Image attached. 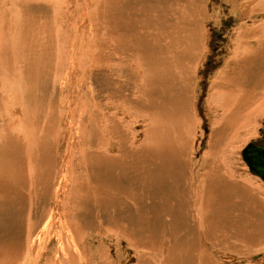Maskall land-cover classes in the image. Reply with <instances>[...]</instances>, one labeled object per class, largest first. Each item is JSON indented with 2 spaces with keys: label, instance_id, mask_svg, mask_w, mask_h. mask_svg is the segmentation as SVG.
I'll return each instance as SVG.
<instances>
[{
  "label": "rangeland",
  "instance_id": "374dc122",
  "mask_svg": "<svg viewBox=\"0 0 264 264\" xmlns=\"http://www.w3.org/2000/svg\"><path fill=\"white\" fill-rule=\"evenodd\" d=\"M27 1L28 0H25V1L24 0H11V1L10 0H0L1 7L3 8L5 7V10H6L4 11V9L3 8L1 9L0 7V11L4 15L3 16L0 13L1 22L2 20L3 22L4 20L6 22L9 19L10 20V21L8 20L9 24L10 23L12 24V25L7 24L8 21L6 23L0 22L1 23L0 24V33H1L0 35V69L1 71L0 72H2L0 73V76H1L0 84L4 83L5 84L4 88L6 86H10L8 87V89L12 88L14 90L16 96L18 95L17 97L16 96L14 97V95L10 92L14 101L16 100L17 102H24L23 99H25L27 95H30V97L27 98V100L29 99L30 101H32V102L29 101L32 107L30 108L31 111H28L27 112L28 114L27 113L25 114V121L27 122L25 124V129H27L26 131L30 133V137H31L30 142L24 141L22 145L16 144V147H15V144H13V142L10 141L11 140L10 138H12V136L8 138H6V136L5 138L0 137V145H1L0 147L1 148L4 147L3 151L0 153V165L4 163L3 165L8 168L6 171H4L6 172V174L4 172L2 174L7 178L8 183L10 182L7 188L8 187L11 188V191L8 190L7 188H6L7 191L1 190L2 183L0 182V195L1 197H3L2 199H0V249L2 250L4 249L3 250L4 252L0 251V263L1 264H26L29 260L27 264H31V263L32 264H60L59 263L60 261H61V264L63 262H64L63 264H66L67 262H68L67 264H75L76 262H77L76 264H79L80 262H81L80 264H139V263L146 264L147 262H148L147 264L149 263L158 264L157 262H159V264H190V262L191 264H196V263L200 264L199 261L200 259H202V264H213V263L214 264H264V209L263 207L262 206L260 207L261 212H254L255 205H256V203L254 202H251L246 209L239 208V205L241 203L240 201H236L238 202V207L233 205L232 203H228V200L232 197V195L233 197H235L233 199H237L241 197V196H237L236 198V195H237L236 192L240 191L241 192L240 195L248 193L249 191H245V188L246 186H248L249 183L250 184L254 183V185L259 186L261 189L262 187H264V181L260 179L259 176L254 175L252 172L249 171L247 164L244 162L241 156V152L247 144L251 142L264 144V111H261L260 113L259 112L248 113L246 111V108L243 109V111L241 112L234 108V110H230L231 112L233 111L232 112L233 115H232V113L229 110H226V111H229L227 112V114H226V111L224 110V113L227 115L226 116L224 114L225 121L227 120V122L224 123L223 125L225 127V130H224L222 129V126H216V125L214 126V120H216L215 116L218 121L222 120V118L220 117V116L223 117V114L221 113L222 110H217V112L214 113L213 108L210 107L211 106L210 103H212V97L210 96V94L214 90H216V88H219L218 85H219L220 79L222 77H226V74L228 73V69H230L233 66V62L235 61L233 57L238 56L236 54L237 53L240 54L247 47L252 46V48H255L256 46H258L257 45L258 43L256 41L258 39L263 40L264 42V33L262 35L260 31V27L264 24V12L260 11V6H259L260 3L254 2L255 0H236L234 1V4L235 6L238 5V7L236 8L237 12L233 13L231 11L232 7H231V3L229 0H191L192 5L191 3H188L187 6L185 5V0H149L148 4H152L153 6V7L151 6L149 7L151 8L155 7V10L153 11L155 12V16L157 18L155 20V18L150 19V14L147 11H142V12L137 13V10L134 9L133 6H130V1H128V2H125L126 6L123 4L122 5L127 7V9L132 10V12L130 16L127 15L128 17L125 15L127 22L129 24L123 26L121 23L117 25V22L120 21V19L118 18L116 13L112 14L111 12H109V11L114 12L112 9H114L116 12L117 6L120 4V2L118 1H114L115 3L113 2L114 4L118 3V5L117 4L113 5V3H109L106 0H34V1L29 0L28 2ZM5 2H6V5L10 4L11 6L9 5L8 8H6L4 4ZM30 5H33L31 7L32 8L35 7L36 10L34 8L32 9ZM255 5L258 7H256ZM53 8L55 9L56 12L54 11ZM262 8L264 7L262 6ZM5 12L7 16H9L8 18ZM13 12L16 15H14ZM22 12H23V15H22ZM160 12L162 13V15ZM34 13L36 14L34 15ZM26 14H28L30 17ZM11 16L15 17V20ZM16 16L21 17V18H18ZM136 16L138 17L135 18ZM160 16L162 17V19ZM26 18H27V21H26ZM101 18L103 19L99 20ZM138 20L139 21L144 20L143 23L149 26V30L147 32H144V27H142L141 28L142 34L140 33V35L137 34L139 32L135 29L136 27L139 26ZM12 21L14 22L12 23ZM16 21L18 22L17 24H16ZM154 21L155 22L159 21V23L162 24V25L160 24L162 30H160L157 33H156V26H155L156 23ZM44 22H46L47 25H44L46 24ZM151 22L154 24H152ZM35 23L37 25H35ZM39 23L41 24V26ZM111 23L113 25L116 24V26L114 25V27H112ZM31 24H34V25L31 26ZM5 25L6 26L9 25L8 27L11 29L10 30L9 28L7 29ZM38 27L39 28L41 27L42 29L43 28L44 29L40 30L41 28L38 29ZM115 27H117L118 29ZM19 28H21L20 30L22 33H24V35L20 32ZM50 28L52 29L50 30ZM54 28L55 29L57 28V29L55 30ZM116 29L119 30L120 33ZM17 30L18 32L15 33ZM38 30L41 34L42 33L43 34L42 35L39 34ZM125 30L127 32H131V36L130 34H125L126 33ZM4 31L5 33H3ZM115 31H117L120 38L119 37L117 38V36L114 39L111 38L114 36L113 35L110 36V33L115 34L116 33ZM104 32L105 33L107 32L106 34H108L110 37H108ZM132 33H135V34H132ZM219 33H221V36L218 37L217 34ZM25 34L28 36V37L26 36L27 39H24ZM6 35L8 36L6 37ZM18 35L19 36L23 35V36L19 37ZM123 35H125V37L123 38L125 43L124 41H120L122 40L121 37ZM134 36H137V37L134 38ZM13 37L14 39H12ZM53 37H54V40H53ZM91 38H93L92 41H90ZM240 38H241V42H240ZM43 39H46V40H44L43 42ZM105 40H109V41L111 40L110 41L111 44L108 43L109 42L108 41L107 45H105L104 44L106 43ZM145 40H149L147 45H146ZM25 41H27L26 44H25ZM33 41L35 43H33ZM112 42L115 43L113 44L115 46L117 44H120L122 46V43H123L129 46V48L123 50L120 45L116 47L113 46ZM131 42H133L134 45ZM38 43L40 45H38ZM88 43L89 44L91 43L90 46ZM158 44L159 45L165 44V46H167V49H166L167 51L164 50V47L162 48L163 45L162 46L160 45L161 53H159L158 52L159 47H157ZM20 45H22V47ZM107 46L109 50L105 49V47L107 48ZM6 47H7V50H6L7 52L5 51ZM117 47L120 48V50ZM27 48L29 49L30 52L28 51ZM81 48L82 50L80 51ZM114 48L116 52L114 51ZM10 49L12 51H10ZM84 49L86 51H84ZM87 49H89V51ZM152 49L156 52H154ZM128 50L131 51V53L133 51L134 52L132 54H129L130 52ZM74 51H77V52L75 53ZM78 51L80 53L82 52L81 53L82 55L81 54L79 55ZM34 52L36 55L34 54ZM39 52L41 54L38 56ZM46 53L49 57L45 55ZM90 54L92 55L90 56ZM18 55H20L22 58ZM32 55H35V56H32ZM59 55L62 57H60ZM143 55H145V57ZM27 56H29V59ZM77 56H79L80 59H78ZM137 56H139V58ZM50 57H53L54 60L53 58H50ZM140 58L146 59V60L140 61L141 60ZM154 58L156 60H154ZM30 59H32V61H30ZM37 59H39L41 62L40 61L38 62ZM9 60L11 61V64ZM95 60H96V63H95ZM157 60H159L160 64L155 62ZM35 61L37 62L36 63L37 67L35 65ZM261 61L262 63L258 64L254 62V64L251 66V68L254 69L253 72L258 71L259 73H264V68H263L264 59ZM84 62H86L87 64ZM113 62L116 63L115 67L114 65H112ZM154 63H157V64L155 65ZM231 63L232 65H230ZM16 64L18 65V67ZM41 64L43 65V67H41L42 66ZM1 65H4L5 68H1L3 67ZM243 65L238 66L235 73L234 74L232 73L233 74L232 80L234 82L233 88L235 87V83H236L234 78L237 79L241 83L243 82V77L241 75V68ZM32 66L33 68L34 67L35 68L33 69ZM104 66L105 68H108L107 69L108 71L106 69L104 70L103 68ZM19 67L21 68V70ZM259 68L263 69V71ZM16 69H19L20 71ZM93 69L96 72L92 71ZM23 70L26 72L22 73ZM151 70H153L154 72ZM5 71H7V73ZM105 71L107 72V74ZM16 72H17V75H16ZM18 72L19 73L21 72V73L19 74ZM93 72H94V75H93ZM251 73H250V78L252 77ZM33 74L34 76H32ZM58 75L59 77H57ZM95 76L98 78H96ZM143 76L144 77L147 76L145 77L146 79ZM22 77H25L24 78L26 80L25 83H24L25 80ZM17 79L21 80L19 84H18ZM97 79L100 82H98ZM100 79L105 80L104 83ZM262 79L260 80L262 81ZM9 81H11L12 84ZM28 81H29V84H28ZM148 81L150 82V84H148L149 83ZM257 81H259V77H257L255 81H253V84L252 83L249 84L250 86H248V88L250 87V88L256 89L258 87V89H260L261 88L260 86L263 83V81L262 83L260 81L259 82ZM46 84H49V85H46ZM216 84H217V87L215 86ZM20 85H22L23 87ZM140 85H142L141 86L142 88L140 87ZM228 86L230 87L231 85L227 83L226 87L229 88ZM20 87L22 88L20 89ZM0 88H2L1 85H0ZM31 88L34 89L35 91H33ZM54 88L56 89L54 90ZM160 90H163V91H160ZM31 92H34V93L31 94ZM53 93L57 95L56 96L57 99L55 97V94ZM143 94H145L146 96ZM144 96L147 98H145ZM4 97L7 98L5 94H4ZM46 99H47V103H46ZM222 100H223L222 97L218 96V101L223 106ZM109 103L111 104V106L109 105ZM95 104H97L96 105L97 107L95 106ZM119 104H120V107L117 106ZM0 105L1 106L3 105L1 98H0ZM50 109L52 111H50ZM98 109H101V110H98ZM45 110H46V113H45ZM71 112H74V114L72 115ZM236 112H238V114H236ZM242 113H244L245 115H241ZM106 114L108 115L106 116ZM14 115H16V113ZM34 116L35 117L37 116V117L35 118ZM229 116L230 118L227 119V117ZM232 116H234L233 118L234 120L232 119ZM123 118H124V121H123ZM220 118L221 120H219ZM38 119H41V121ZM71 119L73 123L72 125L73 133L72 134L67 126L69 124L68 120H71ZM43 120H45L44 121L45 123L43 122ZM94 120H96V122ZM230 120H233V121L231 122ZM236 120H239V121H236ZM32 121H35V123L33 124ZM46 121H48L50 124ZM113 121L115 123L117 122L115 125L118 126V130L120 133L119 139L120 141L122 140L121 143L126 148L128 147L130 149H133V154L128 155L127 157L125 154V157H126L125 163L128 164V166L131 165L132 168L131 166H129L130 169L128 168L125 171L127 174H125L124 172V174L120 178V187L124 186V192H125L123 194L124 196H122L123 197L122 202L124 201L125 203L121 202L120 204L118 205L115 204L113 206L111 202L112 200L111 201L109 200V202H111V205L110 204H109L110 206L108 205L109 208L106 209L107 211H105L106 212L105 213V212H100L99 208L95 207L90 201L89 199L90 197H88L87 192H85L86 194L85 195L83 193L84 191L80 189H82L81 187L85 185H88V184L92 185L93 183H95V181L97 182L102 177L100 173L94 174L92 172L91 166L87 161V159L91 157L90 153L95 147L90 143L92 142L93 137L96 138V135H97L94 129L95 124L104 125L106 132H107L106 135L109 136L110 135L109 132L112 131L111 123H114ZM40 122H42V124ZM238 122L242 124H239ZM46 123H48V125ZM56 123H59V124H56ZM61 123H62V126L63 124L65 125L64 128L60 127ZM45 124L47 127L45 126ZM234 124H236L234 126L235 128H233ZM151 125H152V128H151ZM78 126L80 127L78 128ZM219 128H221L222 130ZM236 132H238V134H236ZM10 134H13V133L10 132ZM78 136H81V137L79 138ZM142 142L143 144L146 143L145 146L142 144ZM129 143H132V146ZM44 144L45 146H43ZM69 145H74L78 153L82 152L81 154H79L78 157L74 158V161L72 162L74 165H76L77 170L79 169L78 171L81 172L79 175L77 173L78 183L75 187V192L71 191L72 190V186H71L70 187L71 189H69L70 194L67 195V196L71 195L70 196L71 198L69 199V202H68V205H69L68 207L72 208V209L69 208L68 210L71 213V215L74 214L73 215L74 221L76 220L75 223L73 224V226L76 227L74 230L75 232L74 238H73V241L69 243V245L73 247L72 249L73 251L71 250V247H70V250L67 252L68 247L65 244L64 245L61 244L60 240L56 236L55 237L53 236L54 235L53 229H50L49 230L50 232L47 231L46 236H44L43 238V241L41 244L42 248H41L40 253L37 254L36 256V252L29 250V242L31 238V233L29 230L30 226L28 227L27 225L29 223L35 222L37 219L40 220L41 225H42L45 222V219L47 218L49 210L52 209V207L54 206V194H55L54 191L57 187V177L60 172V168L62 167V164L68 158L67 155H65V153ZM19 146H22V147H20L19 149L18 148ZM107 146H108L107 150H109L111 153L116 151L114 147L113 148L110 147L112 146L111 143H107ZM14 147L18 149H15ZM50 148H53V149H50ZM52 152L53 154H51ZM26 153L31 158L28 157ZM49 154H51V156H49ZM82 155L83 157L85 156L83 164L85 165L89 164L87 171H86L85 165L81 164V161H80L82 159ZM7 158L9 159L12 158V159L9 160ZM14 159L15 161H13ZM85 160L87 163L85 162ZM22 161H25L26 164H23ZM43 161L45 164L43 163ZM21 162L22 164H20ZM155 163L158 165V166L156 165V167L163 168L164 172L168 170L167 172H169V177H170L169 179L171 182V186L177 188V190L174 191L173 193L174 195L176 194L177 196L170 198L168 200L169 203L167 202L166 210L168 211V214H167L168 216H165V214H163L162 212L159 214H155L156 213L155 209H158V206H160L159 205L160 203L162 205V202L160 201V199L157 198V196L161 195V192H158V191L148 192V190L145 188L143 183L140 182L142 180L149 179L146 173L149 171V168L151 166L152 168L155 167ZM43 164L46 165L47 168H45ZM139 165H140V168L137 167ZM19 166L21 167L20 168L21 170L18 168ZM25 170L26 172L27 171L29 172V170H31V172L26 173ZM90 170L91 172H89ZM204 172L206 173L210 172L209 173L210 177L216 178L217 179L216 182L218 183L216 188L210 186V197L214 198V202H211V203L218 213L217 221L213 218L215 214L213 215V217L211 215V218H213L214 222L218 223V225L215 228L219 230L218 234L216 230L213 228V226H209L208 224L207 226H205V229H204L205 231L204 230H203L204 232L202 231L203 235L201 231H198L196 229L197 226L199 227L198 225L199 220H196L195 211H194L195 206L193 205L194 203L193 204L191 203V202H194V199H195L193 195L195 193H192V192L194 190L196 192V189L193 190V187L196 186L195 182L196 181L198 182L199 179H201L199 178L200 174ZM47 173L49 176H51L52 174L53 177L52 176L51 177L53 179L51 177L48 178ZM142 173L145 175L141 176ZM152 173L154 174L153 170H152ZM37 174H40V175L45 174V176H42L41 178V176ZM154 175H157V172ZM34 176L35 178H37V180L34 178ZM37 176L38 177L40 176V178H38ZM240 176H242L243 178L242 180H240ZM92 177L94 179H92ZM152 177L153 179L156 178L153 175ZM28 178H31L32 181L29 180ZM229 179L231 180V182ZM38 180H41V182ZM85 181H87L88 184L87 183L85 184ZM159 181H162L161 183H165V184L167 183L165 180H162L161 178H159ZM109 182H110V185L112 186L113 182L110 180V178H109ZM222 184H226L225 185L226 190L223 189ZM240 184L243 186L242 190L240 189ZM14 187L15 189L12 190V188ZM49 187L50 189H48ZM213 189L215 191H213ZM15 190H18L19 192ZM26 192L29 193L30 196H27L28 194ZM171 192L172 190L168 188V193H171ZM205 193L209 195L208 192L205 191ZM9 194H11L12 196L14 195L13 196L14 199L10 198V196H8ZM72 194H73V197H72ZM74 194L76 195V197L74 196ZM127 194L129 195L127 196ZM6 195L9 198H7ZM89 195L92 196L91 193H89ZM185 196L187 199L185 198ZM29 197H31V200ZM101 197L103 196L99 197V200H97L98 202L102 201ZM137 197H139L140 199ZM228 197L229 199H227ZM218 198H224L226 200L223 199V201H218ZM203 199L207 201L206 195H204ZM184 201L187 203H185ZM217 201L219 203L220 209L219 207H216ZM5 202H9V204L11 203L7 210H5V208L1 205L2 203H5ZM39 202L41 203L39 204ZM229 202H233V201H229ZM84 203L86 204L84 205ZM181 203L183 204L182 206H181ZM82 204L85 206L86 211H84L85 208L84 206H82ZM16 206L22 209L17 211L16 209H14V207ZM24 207H27V208H24ZM73 210L75 211L73 212ZM185 210L186 211L188 210V213L185 212ZM28 211L31 212L29 213V215L27 213ZM139 212L142 215H139ZM120 213L124 216L121 217ZM94 215H96L97 218ZM27 216L30 217L31 219L28 218ZM137 217H140V218H137ZM91 218L92 220H95V221L98 219L99 222L98 220L96 222L95 221L92 222ZM27 219H29L28 223H27ZM187 221L190 222V224L192 225V227L190 226L191 228L185 227V223H187ZM243 221L246 222L245 225H242ZM87 222L90 224H88ZM119 222H120V226L122 227L119 226ZM122 222L127 226L125 227ZM110 224L111 226H108ZM41 225L35 228H38V230H40L42 227ZM79 227L80 229H78ZM28 231H29V234H28ZM161 231H162V234H161ZM81 232H84V233H81ZM75 234L77 235L75 236ZM206 234L209 237L218 238L217 240L218 243H217L216 248L212 247L210 243H209V246L207 247L203 245L201 241L205 242L209 240V238L207 239ZM211 234H214V235L212 236ZM194 236L196 238V245H195L196 249L193 246V244H191ZM199 237H202V239L200 238L201 241H199ZM74 239H76L77 241ZM168 239L169 241H167ZM157 240H160V241L158 242ZM197 240L199 241L198 244L204 247L205 251L202 254L203 257L200 255L199 253L200 250L197 248L198 247ZM75 241H76V244H75ZM164 244L166 246H164ZM249 244L253 246H250ZM64 247H65V250H63ZM75 247L78 249H76ZM168 248H170V250H168ZM205 248L207 249V251ZM144 249H147V252ZM52 251L54 252L52 253ZM9 252H11L12 254ZM33 252L35 253V255H33L34 254ZM102 252H105V253H102ZM177 252L178 253L181 252L182 254L181 253L178 254ZM81 253H83V255ZM103 254L105 255V258ZM55 255L58 256L59 259H57ZM54 256L56 259L54 258ZM66 256L68 257V259H66ZM101 256H102V259H100ZM254 256H257V257H254ZM7 257H9L8 258L9 260L7 259ZM34 257H36L37 260ZM64 257L66 260L64 259ZM81 258H84V259H81ZM48 259L49 260L51 259V260L49 261ZM163 259L165 260L163 261ZM194 259H197V260L194 261ZM34 260H36V263H33L35 262ZM145 261L146 263H144Z\"/></svg>",
  "mask_w": 264,
  "mask_h": 264
},
{
  "label": "bare ground",
  "instance_id": "6f19581e",
  "mask_svg": "<svg viewBox=\"0 0 264 264\" xmlns=\"http://www.w3.org/2000/svg\"><path fill=\"white\" fill-rule=\"evenodd\" d=\"M11 1V0H10ZM25 1V0H24ZM29 1V0H28ZM27 1V2H28ZM34 1V0H33ZM33 1H31V2H33ZM107 2H109V3H113L114 1H118V2H120V4L118 5V3H116L118 6H117V10H116V12H115V10L114 9H112L114 12H112V11H109V12H111L112 14H114V13H116V15L118 16V18L120 19V21H118L117 22V25H119L120 23L124 26V25H128L129 23L127 22V19H126V17H125V15L127 16H130L131 15V12H132V10H130V9H127V7H125L126 5H125V2H128V1H130V6H133L134 7V9H136L137 10V13H139V12H142V11H147V12H149V14H150V19H153V18H155V20L157 19L156 18V16H155V12H153L154 10H155V7L154 8H151V7H153L152 6V4H148L149 3V0H106ZM230 1V3H231V7H232V12L233 13H236L237 12V10H236V8L238 7V5H236L235 6V4H234V1H236V0H229ZM3 2V1H2ZM8 2V1H7ZM18 2V1H17ZM36 2V1H35ZM34 2V3H35ZM42 2V1H41ZM47 2V1H46ZM254 2H256V3H260V11L261 12H264V8H262V6L264 7V0H255ZM16 3V2H15ZM21 3V2H20ZM115 3V2H114ZM113 3V5H116V4H114ZM188 3H191V5H192V2H191V0H185V5L187 6L188 5ZM5 4V6H6V8H8V6L10 5L9 3V5H6V2L4 3ZM31 4V3H30ZM52 4H53V2H52ZM96 4H98V3H96ZM103 4H104V2H103ZM125 5V6H123V5ZM37 5H39V4H37ZM100 5V4H99ZM169 5H170V3H169ZM11 6V5H10ZM16 6H17V4H16ZM19 6V5H18ZM27 6H28V4H27ZM27 6H26V8H27ZM31 6H33V5H30V7ZM59 6V5H58ZM149 6H151V7H149ZM254 6V5H253ZM256 6V5H255ZM0 7H1V4H0ZM39 7V6H38ZM49 7V6H48ZM92 7V6H91ZM96 7H98V6H96ZM115 7V6H114ZM122 7H124V8H122ZM256 7H258V6H256ZM3 7H1V9H2ZM32 8V7H31ZM31 8H29V9H31ZM34 9H35V7H33ZM32 8V9H33ZM106 8V7H105ZM262 8V9H261ZM4 9V11H6L5 10V7L3 8ZM9 9H10V7H9ZM48 9V8H47ZM54 9V8H53ZM102 9V8H101ZM109 9V8H108ZM133 9V10H134ZM258 9V8H257ZM256 9V10H257ZM8 10V9H7ZM36 10V9H35ZM106 10V9H105ZM110 10V9H109ZM259 10V9H258ZM3 11V10H2ZM19 11H21V10H19ZM25 11V10H24ZM54 11H55V9H54ZM254 11V10H253ZM10 12V11H9ZM32 12V11H31ZM56 12V11H55ZM54 12V13H55ZM107 12H108V10H107ZM0 13H1V11H0ZM8 13V12H7ZM14 13V12H13ZM18 13V12H17ZM29 13H30V11H29ZM43 13V12H42ZM87 13V12H86ZM134 13V12H133ZM161 13V12H160ZM2 14V13H1ZM5 14H6V12H5ZM12 14V13H11ZM36 13H34V15H35ZM143 14V13H142ZM3 15V14H2ZM14 15H16L15 13H14ZM22 15H23V12H22ZM26 15H28V14H26ZM25 15V16H26ZM108 15V14H107ZM135 15V14H134ZM161 15H162V13H161ZM4 16V15H3ZM6 16H7V14H6ZM29 16V15H28ZM110 16V15H109ZM127 16V17H128ZM133 16V15H132ZM9 16H7V18H8ZM12 17V16H11ZM16 17H18V16H16ZM27 17V16H26ZM30 17V16H29ZM41 17V16H40ZM48 17V16H47ZM138 16H136L135 18H137ZM161 17V16H160ZM14 20H15V17H12ZM11 18V19H12ZM18 18H21V17H18ZM32 18V17H31ZM44 18V17H43ZM140 18V17H139ZM3 19V18H2ZM45 19V18H44ZM52 19V18H51ZM93 19V18H92ZM103 18H101V19H99V20H102ZM117 19V18H116ZM161 19H162V17H161ZM164 19V18H163ZM196 19V18H195ZM9 20V19H8ZM7 20V21H8ZM135 20V19H134ZM6 21V22H7ZM10 21V20H9ZM9 21H8V23L7 24H9ZM21 21V20H20ZM26 21H27V18H26ZM26 21H25V23H26ZM29 21V20H28ZM35 21V20H34ZM43 21H45V20H43ZM47 21V20H46ZM55 21V20H54ZM104 21V20H103ZM109 21V20H108ZM139 21V20H138ZM144 21V20H143ZM143 21H139V26L138 27H136L135 29L139 32V33H137V31H136V33L137 34H139L140 35V33H141V28L142 27H144V32H147L148 30H149V26L147 25V24H145V23H143ZM0 22H1V18H0ZM2 22H3V20H2ZM1 22V23H2ZM4 22H5V20H4ZM3 22V23H4ZM5 22V23H6ZM14 21H12V23H13ZM24 22V21H23ZM135 22V21H134ZM155 22V21H154ZM163 22V21H162ZM0 23V24H1ZM18 22L16 21V24H17ZM24 23V24H25ZM33 23V22H32ZM44 23H46V22H44ZM54 23V22H53ZM109 23V22H108ZM152 23V22H151ZM156 23V33L157 32H159L160 30H162V28H161V26H160V24L161 23H159V21H156L155 22ZM6 24V25H7ZM11 24V23H10ZM9 24V25H10ZM29 24H30V22H29ZM28 24V25H29ZM40 24V23H39ZM112 24V23H111ZM136 24V23H135ZM152 24H154V23H152ZM182 24V23H181ZM5 25V27H7V29L9 28L8 26H6ZM12 25V24H11ZM15 25V24H14ZM26 25V24H25ZM32 25H34V24H31V26ZM35 25H37L36 23H35ZM44 25H47V23L46 24H44ZM54 25V24H53ZM115 26H116V24H114ZM114 25L112 24L111 26L112 27H114ZM131 25V24H130ZM162 25V24H161ZM1 26H3V25H1ZM40 26H41V24H40ZM106 26V25H105ZM111 26H109V27H111ZM23 27V26H22ZM47 27V26H46ZM151 27V26H150ZM18 28V27H17ZM41 28V27H40ZM39 27H38V29H40ZM53 28V27H52ZM52 28H50V30L52 29ZM115 28H117V27H115ZM253 28V27H252ZM4 29V28H3ZM11 28H9V30H10ZM21 28H19V30H20ZM27 29V28H26ZM30 29V28H29ZM44 29V28H43ZM42 28L40 29V30H43ZM55 29V28H54ZM57 29V28H56ZM55 29V30H56ZM111 29H113V28H111ZM118 29V28H117ZM116 29V30H117ZM123 29V28H122ZM121 29V30H122ZM168 29V28H167ZM173 29V28H172ZM14 30H15V28H14ZM28 30V29H27ZM26 30V31H27ZM32 30H34V29H32ZM37 30V29H36ZM103 30V29H102ZM131 30H132V28H131ZM46 31V30H45ZM105 31V30H104ZM113 31V30H112ZM117 31H119V30H117ZM117 31H115L114 33L115 34H117V35H115V34H113V33H110V36H114V37H111V38H115L116 36H117V38L119 37V35H118V33H117ZM129 31V30H128ZM133 31H134V29H133ZM170 31V30H169ZM247 31V30H246ZM253 31V30H252ZM260 31H261V33H262V35H263V33H264V24L260 27ZM7 32V31H6ZM18 32V30L15 32V33H17ZM20 32H21V30H20ZM28 32V31H27ZM38 32H39V30H38ZM37 32V33H38ZM48 32V31H47ZM108 32V31H107ZM106 32V33H107ZM126 32V33H125ZM125 34H130V36H131V32H127L126 30H125ZM3 33H5V31L3 32ZM22 33V32H21ZM37 33H36V35H37ZM58 33V32H57ZM102 33V32H101ZM105 33V32H104ZM105 33V34H106ZM119 33H120V31H119ZM258 33V32H257ZM20 34V33H19ZM23 35H24V33H22ZM31 34H33V33H31ZM39 34H41L40 32H39ZM39 34H38V36H39ZM43 34V33H42ZM41 34V35H42ZM100 34V33H99ZM132 34H135V33H132ZM142 34V33H141ZM144 34V33H143ZM0 35H1V33H0ZM23 35H18L19 37H21V36H23ZM52 35V34H51ZM108 37H110L108 34H106ZM122 35V34H121ZM8 35H6V37H7ZM26 34H25V38L24 37H22V38H24V39H27L26 38ZM48 36V35H47ZM126 36H128V35H126ZM138 36V35H137ZM137 36H134V38L135 37H137ZM179 36V35H178ZM28 37V36H27ZM45 37V36H44ZM43 37V38H44ZM54 37H56V36H54ZM54 37H53V40H54ZM125 37V35H123L122 37H121V39L122 40H120V41H124L123 40V38ZM147 37V36H146ZM165 37H167V36H165ZM261 37V36H260ZM5 38V37H4ZM17 38V37H16ZM40 38V37H39ZM38 38V39H39ZM42 38V37H41ZM47 38V37H46ZM49 38V37H48ZM120 38V37H119ZM127 38V37H126ZM130 38H132V37H130ZM145 38V37H144ZM161 38V37H160ZM249 38V37H248ZM7 39V38H6ZM12 39H14V37L12 38ZM31 39H33V38H31ZM37 39V38H36ZM50 39V38H49ZM92 39L93 38H91V40L90 41H92ZM101 39V38H100ZM141 39H143V38H141ZM157 39V38H156ZM168 39V38H167ZM256 39V38H255ZM44 40H46V39H43V42H44ZM151 40V39H150ZM247 40V39H246ZM19 41H21V40H19ZM18 41V42H19ZM99 41V40H98ZM106 41V43H104ZM103 43L105 44V45H107V42L109 41V40H105ZM111 41V40H110ZM110 41L108 42V43H110ZM119 41V40H118ZM136 41H138V40H136ZM146 41V45L148 44V42H149V40H145ZM158 41V40H157ZM184 41V40H183ZM257 41V45L258 46H256L255 48H252V46L251 47H247V48H245V50H243L240 54L239 53H237L236 55H238V56H234L233 57V59L235 60L234 62H233V66L230 68V69H228V73L226 74V77H222L221 79H220V82H219V88H216V90H214L211 94H210V96L212 97V103H210L211 104V106L210 107H212L213 108V111H214V113H216L217 112V110H222L221 111V113L223 114V117L222 116H220L221 118H222V120H221V118L219 119V120H221V121H218L217 120V118H216V116H215V119L216 120H214V126L216 125V126H222V129H224L225 130V127L223 126L224 125V123H226L227 122V120L225 121V115L227 114V112H229L230 110H234V108L236 109V110H238V111H243V109H245L246 108V111L248 112V113H253V112H261V111H264V73H259L258 71L256 72H253V70L254 69H252L251 68V66L254 64V62L255 63H262V61L261 60H263L264 59V42H263V40H260V39H258V40H256ZM6 42V41H5ZM23 42V41H22ZM26 42L27 41H25V44H26ZM29 42V41H28ZM47 42V41H46ZM96 42V41H95ZM126 42H127V40H126ZM134 42V41H133ZM133 42H131V43H133ZM240 42H241V38H240ZM248 42V41H247ZM7 43V42H6ZM11 43V42H10ZM13 43V42H12ZM33 43H35L34 41H33ZM92 43V42H91ZM90 43V44H91ZM94 43V42H93ZM102 43V44H103ZM124 43H125V41H124ZM161 43H162V41H161ZM3 44H4V42H3ZM2 44V45H3ZM28 44V43H27ZM89 44V43H88ZM90 44H89V46H90ZM95 44V43H94ZM98 44V43H97ZM111 44V43H110ZM113 44H115V43H113L112 42V45ZM139 44V43H138ZM239 44V43H238ZM246 44V43H245ZM19 45V44H18ZM38 45H40L39 43H38ZM118 45H120V44H117L116 46H118ZM131 45V44H130ZM133 45H134V43H133ZM154 45V44H153ZM161 46L163 45V44H160ZM160 45L158 44L157 45V47H159V49H158V52L159 53H161L160 52V50H161V47H160ZM255 45H256V43H255ZM13 46V45H12ZM21 47H22V45H20ZM27 46V45H26ZM34 46V45H33ZM37 46V45H36ZM46 46V45H45ZM97 46H99V45H97ZM111 46V45H110ZM113 46H115V45H113ZM115 46V47H116ZM121 46V45H120ZM172 46V45H171ZM237 46V45H236ZM239 46V45H238ZM5 47V46H4ZM3 47V48H4ZM10 47V46H9ZM25 47V46H24ZM23 47V48H24ZM29 47V46H28ZM92 47V46H91ZM122 49L123 50H125V49H128L129 48V46H127V45H125V44H123L122 43ZM134 47V46H133ZM135 47H136V45H135ZM157 47H156V49H157ZM164 47V50L165 51H167L166 49H167V46H165V44L162 46V48ZM173 47V46H172ZM11 48V47H10ZM26 48V47H25ZM47 48V47H46ZM88 48V47H87ZM97 48V47H96ZM99 48V47H98ZM110 48V47H109ZM118 48V47H117ZM116 48V49H117ZM148 48V47H147ZM244 48V47H243ZM19 49V48H18ZM22 49V48H21ZM28 49V48H27ZM32 49V48H31ZM38 49H40V48H38ZM48 49V48H47ZM100 49V48H99ZM98 49V50H99ZM101 49H102V47H101ZM105 49H108V46H107V48L105 47ZM119 50H120V48H118ZM136 49V48H135ZM175 49H176V47H175ZM238 49H239V47H238ZM2 50V49H1ZM7 50V47L5 48V51ZM26 50V49H25ZM42 50V49H41ZM67 50V49H66ZM82 50V48L80 49V51ZM88 51H89V49H87ZM109 50V49H108ZM131 50V49H130ZM133 50V49H132ZM148 50V49H147ZM153 50V49H152ZM178 50V49H177ZM10 51H12L11 49H10ZM28 51H29V49H28ZM32 51V50H31ZM45 51V50H44ZM84 51H86L85 49H84ZM101 51V50H100ZM99 51V52H100ZM111 51V50H110ZM109 51V52H110ZM114 51H115V48H114ZM118 51V50H117ZM122 51V50H121ZM129 51V50H128ZM136 51V50H135ZM145 51V50H144ZM154 51V50H153ZM183 51V50H182ZM7 52V51H6ZM15 52V51H14ZM30 52V51H29ZM33 52V51H32ZM51 52V51H50ZM66 52V51H65ZM75 53L77 52V51H74ZM98 52V53H99ZM102 52V51H101ZM100 52V53H101ZM116 52V51H115ZM114 52V53H115ZM130 53L129 54H132L131 53V51H129ZM147 52V51H146ZM150 52V51H149ZM154 52H156V51H154ZM196 52V51H195ZM234 52V51H233ZM252 52V53H251ZM3 53H4V51H3ZM9 53V52H8ZM17 53V52H16ZM25 53V52H24ZM52 53V52H51ZM59 53H60V51H59ZM74 53V54H75ZM82 53V52H81ZM79 51H78V54L80 55L81 54ZM97 53V54H98ZM118 53V52H117ZM125 53V52H124ZM123 53V54H124ZM162 53H163V51H162ZM179 53V52H178ZM181 53V52H180ZM2 54V53H1ZM13 54V53H12ZM34 54H35V52H34ZM41 53L39 52V54H38V56L40 55ZM42 54H43V52H42ZM54 54V53H53ZM128 54V53H127ZM155 54V53H154ZM166 54V53H165ZM168 54H170V53H168ZM175 54H177V53H175ZM251 54V55H250ZM5 55V54H4ZM27 55H29V54H27ZM36 55V54H35ZM35 55H32V56H35ZM45 55H47V53L45 54ZM68 55V54H67ZM82 55V54H81ZM89 55V54H88ZM92 54H90V56H91ZM96 55V54H95ZM138 55H139V53H138ZM149 55V54H148ZM185 55V54H184ZM240 55V56H239ZM6 56V55H5ZM8 56V55H7ZM18 56H20V55H18ZM43 56V55H42ZM48 56V55H47ZM60 56V55H59ZM140 56H142V55H140ZM144 57H145V55H143ZM168 56V55H167ZM179 56V55H178ZM21 57V56H20ZM24 57V56H23ZM28 57V59H29V56H27ZM49 57V56H48ZM57 57V56H56ZM60 57H62V56H60ZM68 57V56H67ZM78 57V59H80L79 58V56H77ZM95 57V56H94ZM100 57H101V55H100ZM138 58H139V56H137ZM147 57V56H146ZM6 58V57H5ZM11 58V57H10ZM22 58V57H21ZM20 58V59H21ZM30 58H32V57H30ZM37 58V57H36ZM50 58H53V57H50ZM49 58V59H50ZM76 58V57H75ZM96 58V57H95ZM136 58V57H135ZM161 58V57H160ZM169 58V57H168ZM171 58H172V56H171ZM19 59V60H20ZM47 59V58H46ZM57 59V58H56ZM141 59V58H140ZM148 59V58H147ZM233 59H232V61H233ZM16 60V59H15ZM38 60V62L40 61L39 59H37ZM53 60H54V58H53ZM123 60V59H122ZM142 60H146V59H141L140 61H142ZM151 60V59H150ZM154 60H156L155 58H154ZM4 61V60H3ZM23 61H24V59H23ZM28 61V60H27ZM30 61H32V59H30ZM34 61V60H33ZM44 61V60H43ZM57 61V60H56ZM55 61V62H56ZM75 61V60H74ZM97 61H98V59H97ZM136 61V60H135ZM134 61V62H135ZM152 61V60H151ZM226 61V60H225ZM5 62V61H4ZM9 62H10V64H11V61L9 60ZM29 62V61H28ZM41 62V61H40ZM60 62V61H59ZM147 62V61H146ZM145 62V63H146ZM155 62H157V63H159V60H157V61H155ZM27 63V62H26ZM36 61H35V65H36ZM51 63V62H50ZM84 63H86V62H84ZM95 63H96V60H95ZM94 63V64H95ZM148 63V62H147ZM157 63H154L155 65L157 64ZM2 64V63H1ZM87 64V63H86ZM92 64V63H91ZM151 64H152V62H151ZM160 64V63H159ZM165 64V63H164ZM180 64V63H179ZM244 64V65H243ZM17 65V64H16ZM22 65V64H21ZM33 65V64H32ZM40 65V64H39ZM42 65V64H41ZM48 65H49V63H48ZM52 65V64H51ZM90 65V64H89ZM96 65V64H95ZM112 65H114V67H115V65H116V63L115 62H113L112 63ZM122 65V64H121ZM230 65H232V63L230 64ZM240 65H243L242 66V68H241V75H242V77H243V84L241 83V82H239L237 79H235L234 78V80H235V87L233 88V85H234V82H233V80H232V77H233V74L235 73V71H236V69H237V67L238 66H240ZM262 65V64H261ZM1 66H3V67H1V68H5L4 67V65H1ZM59 66V65H58ZM103 66V65H102ZM123 66V65H122ZM148 66V65H147ZM163 66V65H162ZM167 66V65H166ZM9 67V66H8ZM17 67H18V65H17ZM17 67H15V68H17ZM21 67V66H20ZM19 67V68H20ZM27 67V66H26ZM36 67H37V65H36ZM39 67V66H38ZM41 67H43V65L41 66ZM52 67V66H51ZM64 67V66H63ZM90 67V66H89ZM118 67V66H117ZM263 67V66H262ZM14 68V69H15ZM32 68H33V66H32ZM35 68V67H34ZM33 68V69H34ZM40 68V67H39ZM53 68V67H52ZM56 68H57V66H56ZM65 68H67V67H65ZM104 68V70L106 69H108V68H105V66L103 67ZM164 68V67H163ZM162 68V69H163ZM173 68V67H172ZM175 68V67H174ZM229 68V67H228ZM264 68V67H263ZM41 69V68H40ZM46 69V68H45ZM54 69V68H53ZM92 69V68H91ZM99 69V68H98ZM162 69H161V71H162ZM176 69V68H175ZM259 69H261V68H259ZM7 70V69H6ZM9 70V69H8ZM16 70H19V69H16ZM20 70H21V68H20ZM19 70V71H20ZM39 70V69H38ZM42 70V69H41ZM59 70V69H58ZM69 70V69H68ZM160 70V69H159ZM159 70H158V72H159ZM262 71H263V69H261ZM0 71H1V69H0ZM13 71V70H12ZM24 71V70H23ZM22 71V73H25L26 71H24L23 72ZM33 71V70H32ZM92 71H94V69L92 70ZM102 71V70H101ZM108 71V70H107ZM111 71V70H110ZM150 71V70H149ZM151 71H153V70H151ZM164 71V70H163ZM6 73H7V71H5ZM28 72V71H27ZM34 72V71H33ZM47 72V71H46ZM94 72H96V71H94ZM94 72H93V75H94ZM98 72V71H97ZM106 72V71H105ZM116 72V71H115ZM154 72V71H153ZM171 72V71H170ZM172 72H173V70H172ZM251 72H253V73H251ZM0 73H2V72H0ZM4 73V72H3ZM15 73V72H14ZM19 73V72H18ZM21 73V72H20ZM19 73V74H20ZM39 73H40V71H39ZM91 73V72H90ZM148 73V72H147ZM151 73V72H150ZM162 73V72H161ZM163 73H165V72H163ZM168 73V72H167ZM233 73V74H232ZM250 73L252 74L251 76V78H250ZM18 74V75H19ZM29 74V73H28ZM99 74H100V72H99ZM99 74H98V76H99ZM106 74H107V72H106ZM110 74V73H109ZM224 74V73H223ZM6 75V74H5ZM16 75H17V72H16ZM49 75V74H48ZM92 75V74H91ZM161 75V74H160ZM169 75H171V74H169ZM3 76V75H2ZM21 76V75H20ZM32 76H34V74L32 75ZM41 76V75H40ZM47 76V75H46ZM104 76H105V74H104ZM121 76V75H120ZM158 76V75H157ZM1 77V76H0ZM11 77H12V75H11ZM39 77V76H38ZM57 77H59V75L57 76ZM89 77H90V75H89ZM96 77V76H95ZM144 77V76H143ZM145 77H147V76H145ZM144 77V78H145ZM149 77V76H148ZM159 77V76H158ZM218 77V76H217ZM220 77V76H219ZM257 77H259V81L262 83V81H263V86H262V84H261V88L260 89H258V87L257 86H255V87H257L256 89H254V88H248V86H250L249 84H253V81H255V79L257 78ZM6 78V77H5ZM4 78V79H5ZM19 78V77H18ZM23 79L25 78V77H22ZM21 78V79H22ZM55 78V77H54ZM96 78H98V77H96ZM263 78V79H262ZM1 79V78H0ZM37 79V78H36ZM92 79H94V78H92ZM103 79V78H102ZM102 79H100V80H102ZM146 79V78H145ZM227 79V80H226ZM260 79H262V81L260 80ZM15 80V79H14ZM18 80V79H17ZM16 80V81H17ZM25 80V79H24ZM23 80V81H24ZM30 80H32V79H30ZM33 80H34V78H33ZM55 80V79H54ZM5 81H7V80H5ZM12 81V80H11ZM11 81H9L10 83H11ZM20 81L21 80H18V84L20 83ZM64 81V80H63ZM79 81H80V79H79ZM96 81V80H95ZM97 81L98 82H100L98 79H97ZM104 81L105 80H102V82L104 83ZM167 81H169V80H167ZM232 81V82H231ZM259 81H257V82H259ZM1 82V81H0ZM3 82V81H2ZM26 82V80L24 81V83ZM32 82V81H31ZM56 82V81H55ZM91 82V81H90ZM149 82V81H148ZM218 82V81H217ZM230 82H231V84H230ZM23 83V84H24ZM39 83V82H38ZM37 83V84H38ZM57 83V82H56ZM77 83V82H76ZM89 83V82H88ZM95 83H97V82H95ZM229 84V85H231L229 88H227L226 87V84ZM12 84V83H11ZM22 84V83H21ZM28 84H29V81H28ZM34 84V83H33ZM93 84H94V82H93ZM125 84V83H124ZM148 84H150V82L148 83ZM182 84V83H181ZM1 85V87L3 88V90H2V88H0V98H1V101L3 102V105L1 106V108H0V137H4L5 138V136H6V138H8V137H11L12 136V138H10L11 140V142H13V144H15V147H16V144L17 145H22L23 143H24V141H27V142H30V133H28L26 130L27 129H25V124L27 123L26 121H25V114L28 112V111H31L30 110V108H32L31 107V105H30V102H32V101H30L29 99L27 100V98H29L30 97V95H27V97H25V99H23L24 100V102H17L16 100V102L14 101V99L12 98V96H11V94H10V92L14 95V97L16 96V94H15V92H14V90L11 88V89H8V87H10V86H6L5 88H4V86H5V84L4 83H1L0 84ZM25 85V84H24ZM46 85H49V84H46ZM54 85V84H53ZM98 85H99V83H98ZM105 85V84H104ZM122 85V84H121ZM214 85V84H213ZM212 85V86H213ZM254 85H256V84H254ZM20 86H22V85H20ZM28 86V85H27ZM96 86H97V84H96ZM142 85H140V87H141ZM165 86V85H164ZM216 87H217V84L215 85ZM253 86V85H252ZM19 87V86H18ZM23 87V86H22ZM22 87H20V89L22 88ZM32 87V86H31ZM63 87V86H62ZM103 87V86H102ZM113 87V86H112ZM144 87V86H143ZM160 87H162V86H160ZM166 87V86H165ZM26 88V87H25ZM33 88H34V86H33ZM99 88V87H98ZM101 88V87H100ZM104 88V87H103ZM142 88V87H141ZM146 88V87H145ZM211 88V87H210ZM32 89V88H31ZM39 89V88H38ZM42 89V88H41ZM56 88H54V90H55ZM105 89V88H104ZM106 89H107V87H106ZM139 89V88H138ZM149 89V88H148ZM153 89V88H152ZM167 89V88H166ZM33 91H35L34 89H32ZM89 90V89H88ZM113 90V89H112ZM142 90V89H141ZM257 90V91H256ZM19 91V90H18ZM27 91V90H26ZM38 91V90H37ZM97 91V90H96ZM139 91V90H138ZM137 91V92H138ZM145 91V90H144ZM160 91H163V90H160ZM20 92V91H19ZM19 92H17V93H19ZM23 92V91H22ZM56 92V91H55ZM134 92V91H133ZM28 93V92H27ZM32 93H34V92H31V94ZM38 93V92H37ZM36 93V94H37ZM118 93V92H117ZM131 93V92H130ZM4 94H5V96H7V98H5L4 97ZM29 94V93H28ZM53 94H55V93H53ZM107 95H108V93H107ZM143 95H145V94H143ZM18 96V95H17ZM16 96V97H17ZM37 96V95H36ZM45 96V95H44ZM57 95L55 94V97H56ZM106 96V95H105ZM123 96V95H122ZM121 96V97H122ZM133 96V95H132ZM146 96V95H145ZM144 96V97H145ZM148 96V95H147ZM209 96V97H210ZM218 96L219 97H222V104H223V106L220 104V102L218 101ZM19 97H20V95H19ZM18 97V98H19ZM34 97V96H33ZM32 97V98H33ZM108 97V96H107ZM210 97V98H211ZM53 98V97H52ZM64 98V97H63ZM104 98V97H103ZM106 98V97H105ZM110 98V97H109ZM145 98H147V97H145ZM17 99V98H16ZM20 99V98H19ZM56 99H57V97H56ZM111 99V98H110ZM54 100V99H53ZM105 100V99H104ZM107 100V99H106ZM114 100V99H113ZM121 100V99H120ZM210 100V99H209ZM220 100V99H219ZM30 101V102H29ZM101 101H103V100H101ZM207 101V100H206ZM211 101V100H210ZM209 101V102H210ZM44 102V101H43ZM53 102V101H52ZM51 102V103H52ZM56 102V101H55ZM115 102V101H114ZM208 102V103H209ZM35 103V102H34ZM46 103H47V99H46ZM50 103V102H49ZM105 103V102H104ZM120 103V102H119ZM122 103V102H121ZM33 104V103H32ZM44 104V103H43ZM55 104V103H54ZM164 104V103H163ZM162 104V105H163ZM39 105V104H38ZM45 105V104H44ZM63 105V104H62ZM97 104H95V106H96ZM105 105V104H104ZM109 105L111 106V104L109 103ZM122 105V104H121ZM165 105V104H164ZM48 106V105H47ZM50 106V105H49ZM53 106V105H52ZM90 106V105H89ZM118 107H120V104L119 105H117ZM42 107V106H41ZM58 107V106H57ZM97 107V106H96ZM98 107H100V106H98ZM123 107V106H122ZM209 107V108H210ZM35 108V107H34ZM37 108V107H36ZM50 108V107H49ZM128 108V107H127ZM126 108V109H127ZM230 108V109H229ZM29 109V110H28ZM45 109V108H44ZM55 109V108H54ZM69 109V108H68ZM32 110H34V109H32ZM58 110V109H57ZM67 110V109H66ZM81 110V109H80ZM91 110V109H90ZM98 110H101V109H98ZM114 110V109H113ZM224 110L226 111V110H229V111H226V114L224 113ZM37 111V110H36ZM50 111H52L51 109H50ZM64 111V110H63ZM68 111V110H67ZM71 111V110H70ZM79 111V110H78ZM93 111V110H92ZM106 111V110H105ZM149 111V110H148ZM164 111V110H163ZM245 111V110H244ZM39 112V111H38ZM58 112V111H57ZM80 112V111H79ZM86 112V111H85ZM188 112V111H187ZM231 112V111H230ZM233 112V111H232ZM231 112V113H232ZM16 113V115H14ZM45 113H46V110H45ZM44 113V114H45ZM52 113V112H51ZM50 113V114H51ZM60 113V112H59ZM72 113V115L74 114V112H71ZM114 113V112H113ZM117 113V112H116ZM220 113V112H219ZM28 114V113H27ZM34 114H36V113H34ZM40 114V113H39ZM43 114V113H42ZM49 114V115H50ZM53 114H54V112H53ZM64 114V113H63ZM70 114V113H69ZM89 114V113H88ZM93 114V113H92ZM101 114V113H100ZM103 114H104V112H103ZM124 114V113H123ZM225 114V115H224ZM236 114H238V112H236ZM38 115V114H37ZM94 115V114H93ZM108 114H106V116H107ZM113 115V114H112ZM232 115H233V113H232ZM241 115H245L244 113H242ZM29 116V115H28ZM47 116V115H46ZM51 116V115H50ZM103 116H105V115H103ZM227 116V115H226ZM231 116V115H230ZM230 116L229 117H227V119L228 118H230ZM35 117V116H34ZM37 117V116H36ZM35 117V118H36ZM54 117V116H53ZM74 117V116H73ZM72 117V118H73ZM94 117V116H93ZM92 117V118H93ZM96 117H97V115H96ZM102 117V116H101ZM117 117V116H116ZM123 117V116H122ZM153 117V116H152ZM178 117V116H177ZM242 117V116H241ZM246 117V116H245ZM32 118H33V116H32ZM40 118V117H39ZM49 118H51V117H49ZM71 118V117H70ZM83 118V117H82ZM91 118V117H90ZM113 118V117H112ZM119 118V117H118ZM148 118V117H147ZM173 118V117H172ZM175 118V117H174ZM219 118V117H218ZM234 118V116H232V119ZM240 118V117H239ZM57 119V118H56ZM76 119V118H75ZM78 119V118H77ZM80 119V118H79ZM103 119V118H102ZM149 119H151V118H149ZM154 119V118H153ZM241 119V118H240ZM247 119H248V117H247ZM34 120H36V119H34ZM38 120H40L41 121V119H38ZM47 120V119H46ZM105 120V119H104ZM120 120V119H119ZM148 120V119H147ZM234 120V119H233ZM233 120H230L231 122L233 121ZM242 120V119H241ZM245 120V119H244ZM45 120H43V122H44ZM67 121V120H66ZM77 121V120H76ZM80 121V120H79ZM95 122H96V120H94ZM114 121H116V120H114ZM113 121V122H114ZM123 121H124V118H123ZM150 121V120H149ZM152 121V120H151ZM229 121V122H230ZM236 121H239V120H236ZM243 121V120H242ZM251 121V120H250ZM30 122V121H29ZM33 122V124L35 123V121H32ZM46 122H48V121H46ZM53 122V121H52ZM74 122V121H73ZM88 122H90V121H88ZM98 122V121H97ZM105 122V121H104ZM127 122H129V121H127ZM148 122V121H147ZM156 122V121H155ZM228 122V123H229ZM41 124H42V122H40ZM45 123V122H44ZM43 123V124H44ZM49 123V122H48ZM48 123H46L47 125H48ZM68 128H69V130H70V132H71V134L73 133V129H72V125H73V123H72V119L71 120H68ZM77 123V122H76ZM117 123V122H116ZM115 122L114 123H111L112 125H111V129H112V131L111 132H109L110 133V135L109 136H107L106 135V129H105V126L104 125H96L95 124V127H94V129H95V132L97 133V135H96V138L95 137H93V140H92V142H90L93 146H95L94 148H93V150L91 151L90 149V151H91V153H90V158L89 159H87V161H88V163L90 164V166H91V169H92V172L94 173V174H97V173H100L101 175H102V177H101V179L100 180H98L97 182L95 181V183H93L92 185H89L88 183H87V181H85V184L87 183L88 185H85V186H83V187H81L82 189H80V190H83L84 192V194H85V192H87V194H88V197H90L89 199H90V201L92 202V204L95 206V207H98L99 208V210H100V212H105V211H107L106 209H108L109 208V206L111 205V202H112V204H113V206L116 204V205H118V204H120L121 202H122V200H123V197L122 196H124L123 194L125 193L124 192V186H122V187H120V178H121V176L124 174V172L129 168L130 169V167L129 166H131V165H129L128 166V164H126L125 163V159H126V157L128 156V155H131V154H133V149H130V148H126L122 143H121V141H120V139H119V137H120V133H119V130H118V126L117 125H115L116 124ZM123 123H125V122H123ZM227 123V124H228ZM234 123H236V122H234ZM239 124H242V123H240V122H238ZM46 124H45V126H46ZM50 124V123H49ZM56 124H59V123H56ZM129 124V123H128ZM155 124V123H154ZM211 124H213V123H211ZM36 125V124H35ZM54 125V124H53ZM53 125H51V126H53ZM79 125V124H78ZM110 125V124H109ZM130 125V124H129ZM144 125V124H143ZM147 125V124H146ZM236 124H234L233 125V128H235L234 126H235ZM27 126V125H26ZM50 126V125H49ZM85 126V125H84ZM126 126V125H125ZM47 127V126H46ZM60 127L61 128H64L65 127V125L63 124V126H62V123L60 124ZM80 126H78V128H79ZM123 127V126H122ZM156 127V126H155ZM224 127V128H223ZM242 127H243V125H242ZM37 128V127H36ZM56 128V127H55ZM57 128H59V127H57ZM93 128V127H92ZM151 128H152V125H151ZM241 128V127H240ZM239 128V129H240ZM50 129V128H49ZM52 129V128H51ZM75 129V128H74ZM154 129V128H153ZM213 129V128H212ZM219 129H221V128H219ZM221 129V130H222ZM57 130V129H56ZM60 130V129H59ZM77 130V129H76ZM110 130V129H109ZM11 133H16V134H10V132ZM46 131H48V130H46ZM53 131V130H52ZM85 131V130H84ZM122 131H123V129H122ZM127 131V130H126ZM7 132V133H6ZM38 133V132H37ZM88 133V132H87ZM39 134V133H38ZM44 134V133H43ZM78 134V133H77ZM83 134H84V132H83ZM93 134H94V132H93ZM219 134V133H218ZM236 134H238V132H236ZM32 135V134H31ZM45 135V134H44ZM48 135V134H47ZM64 135V134H63ZM157 135V134H156ZM33 136V135H32ZM37 136V135H36ZM36 136H34V137H36ZM43 136V135H42ZM222 136V135H221ZM39 137V136H38ZM45 137H47V136H45ZM79 138L81 137V136H78ZM89 137V136H88ZM118 137V138H117ZM53 138V137H52ZM77 138V137H76ZM151 138V137H150ZM32 139H34V138H32ZM48 139V138H47ZM46 139V140H47ZM7 140H9V139H7ZM38 140V139H37ZM67 140V139H66ZM148 140V139H147ZM153 140H154V138H153ZM44 141H45V139H44ZM51 141V140H50ZM49 141V142H50ZM54 141V140H53ZM70 141V140H69ZM78 141V140H77ZM90 141V140H89ZM40 142V141H39ZM61 142V141H60ZM67 142V141H66ZM80 142V141H79ZM78 142V143H79ZM131 142H133V141H131ZM145 142V141H144ZM6 143V142H5ZM36 143H38V142H36ZM65 143V142H64ZM107 143H111V145L112 146H110L111 148H113L114 147V149H116V153L115 152H113V153H111L109 150H107ZM7 144H9V143H7ZM11 144V143H10ZM12 144V145H13ZM31 144H33V143H31ZM49 144V143H48ZM47 144V145H48ZM73 144V143H72ZM126 144V143H125ZM129 144H131V146H132V143H129ZM142 144H143V142H142ZM146 144V143H145ZM145 144H143L144 146H145ZM147 144H149V143H147ZM54 145V144H53ZM67 145V144H66ZM79 145V144H78ZM87 145H88V143H87ZM1 146V145H0ZM10 146V145H9ZM14 146V145H13ZM28 146H29V144H28ZM43 146H45V144L43 145ZM80 146V145H79ZM148 146V145H147ZM154 146V145H153ZM152 146V147H153ZM157 146V145H156ZM14 147V148H15ZM20 147H22V146H19L18 148L20 149ZM24 147V146H23ZM25 147H27V146H25ZM55 147V146H54ZM109 147V148H110ZM141 147V146H140ZM143 147V146H142ZM13 148V147H12ZM18 148H15V149H18ZM132 148V147H131ZM135 148H136V146H135ZM144 148V147H143ZM146 148V147H145ZM157 148V147H156ZM3 149H4V147L3 148H1L0 147V153L3 151ZM50 149H53V148H50ZM78 149V148H77ZM6 150V149H5ZM28 150V149H27ZM34 150V149H33ZM39 150H40V148H39ZM44 150V149H43ZM42 150V151H43ZM10 151V150H9ZM38 151V150H37ZM63 151V150H62ZM14 152V151H13ZM144 152V151H143ZM157 152V151H156ZM29 153V152H28ZM82 152H80V153H78L77 152V150H76V148H75V146L74 145H69L68 147H67V149H66V153H65V155H67V159L64 161V163L62 164V167L60 168V172H59V174H58V177H57V187H56V189H55V191H54V206L52 207V209H50L49 210V213H48V215H47V218L45 219V222L41 225V222H40V220L39 219H37L35 222H33V223H29L27 226L29 227L30 226V228H29V230H30V233H31V238H30V242H29V250H31V251H34V252H36V256H37V254H39L40 253V251H41V244H42V241H43V238H44V236H46V233H47V231L48 232H50L49 230L50 229H53V236L55 237H57L59 240H60V242H61V244H65L67 247H68V250H67V252L70 250V245H69V243H71L72 241H73V238H74V230H75V228L76 227H74L73 226V224L75 223V221H74V217H73V215L74 214H72L71 215V213L69 212V208L70 209H72L71 207H68L69 205H68V202H69V199L71 198L70 196H67V195H69L70 193H69V189H71L70 187L72 186V190L71 191H73V192H75V187H76V185H77V183H78V180H77V173H78V175L81 173L80 171H78L77 170V167H76V165H74L72 162L74 161V158H76V157H78L79 156V154H81ZM3 154V153H2ZM27 154V153H26ZM34 154V153H33ZM51 154H53V152L51 153ZM51 154H49V156H51ZM125 154H126V157H125ZM140 154H141V152H140ZM147 154V153H146ZM8 155V154H7ZM18 155V154H17ZM20 155V154H19ZM142 155H143V153H142ZM11 156H13V155H11ZM15 156V155H14ZM22 156V155H21ZM20 156V157H21ZM27 156H28V154H27ZM26 156V157H27ZM48 156V155H47ZM61 156V155H60ZM7 157V156H6ZM28 157H30V156H28ZM52 157H54V156H52ZM66 157V156H65ZM85 157V156H84ZM84 157H83V155H82V159L80 160L81 161V164H83V162H84ZM88 157V156H87ZM14 158V157H13ZM19 158V157H18ZM31 158V157H30ZM50 158V157H49ZM80 158V157H79ZM144 158V157H143ZM7 159H9V158H7ZM12 159V158H11ZM11 159H9V160H11ZM21 159V158H20ZM60 159V158H59ZM22 160H23V158H22ZM24 160H26V159H24ZM49 160V159H48ZM139 160V159H138ZM141 160V159H140ZM216 160V159H215ZM2 161H4V160H2ZM13 161H15V159L13 160ZM28 161H29V159H28ZM55 161V160H54ZM128 161V160H127ZM126 161V162H127ZM23 162V164H26L25 163V161H22ZM22 162L20 163V164H22ZM35 162V161H34ZM85 162H86V160H85ZM43 163H44V161H43ZM79 163V162H78ZM87 163V162H86ZM4 164V163H3ZM0 165V182L2 183V188H1V190H6L7 191V189L8 190H10L11 191V188H7V186H8V184L10 183H8V180H7V178L2 174L4 171H6L8 168L6 167V166H4V165ZM6 164V163H5ZM8 164V163H7ZM32 164V163H31ZM41 164V163H40ZM45 164V163H44ZM43 164V165H44ZM61 164V163H60ZM89 164H83V165H85V168H86V171H87V169H88V166H89ZM142 164V163H141ZM153 164V163H152ZM156 163H155V167H153L152 168V166L149 168V171L146 173L147 175H148V177H149V179H145V180H142V181H140V182H142L143 183V185L145 186V188L148 190V192H156V191H158V192H161V195L160 196H157V198L158 199H160V201L162 202V205H161V203L159 204L160 206H158V209H155V211H156V213L155 214H159V213H163V214H165V216H168L167 214H168V211L166 210V208H167V202H168V200L170 199V198H173V197H176L177 195L175 194H173L174 193V191H176L177 190V188H175V187H173V186H171V182H170V177H169V172H167V171H165L164 172V169L163 168H158V167H156ZM209 165V164H208ZM13 166V165H12ZM17 166V165H16ZM24 166V165H23ZM26 166V165H25ZM28 166V165H27ZM45 166V168H47L46 167V165H44ZM81 166V165H80ZM158 166V165H157ZM37 167V166H36ZM50 167V166H49ZM82 167V166H81ZM84 167V166H83ZM138 168H140V165L139 166H137ZM143 167V166H142ZM141 167V168H142ZM164 167V166H163ZM16 168V167H15ZM19 169L21 168L20 166L18 167ZM39 168V167H38ZM44 168V167H43ZM79 168V167H78ZM131 168H132V166H131ZM136 168V167H135ZM144 168V167H143ZM146 168V167H145ZM22 169H24V168H22ZM26 169V168H25ZM29 169V168H28ZM41 169V168H40ZM50 169V168H49ZM52 169H54V168H52ZM12 170V169H11ZM21 170V169H20ZM27 170V169H26ZM26 170H25V172H26ZM36 170V169H35ZM81 170V169H80ZM134 170V169H133ZM140 170V169H139ZM152 170L154 171V174H156V172H157V175H154L153 173H152ZM24 171V170H23ZM34 171V170H33ZM37 171V170H36ZM142 171V170H141ZM250 171V170H249ZM28 172V171H27ZM26 172V173H27ZM29 172H31V170H29ZM28 172V173H29ZM89 172H91V170L89 171ZM135 172H137V171H135ZM251 172V171H250ZM5 174H6V172H4ZM22 173V172H21ZM39 173V172H38ZM49 173V172H48ZM48 173H47V176H48V178H50L51 176H52V174H51V176H49L48 175ZM52 173V172H51ZM83 173V172H82ZM210 173V172H209ZM209 173H206V172H204V173H202V174H200V177L199 178H201V179H199V181L197 182H195L196 183V186L195 187H193V190L194 189H196V192H195V190L192 192V193H195V194H193L194 195V197H195V199H194V202H191L194 206H195V216H196V220H199V222H198V225H199V227L197 226V230L198 231H203L204 229H205V226H207V224L209 225V226H213V228L215 229L216 228V226L218 225V223H216V222H214V220H213V218L217 221V215H218V213H217V211L215 210V208L213 207V205H212V203L211 202H214V198H211L210 197V186L211 187H215L216 188V186L218 185V183L216 182V178H213V177H210V174ZM125 174H127L126 172H125ZM133 174V173H132ZM224 174V173H223ZM13 175V174H12ZM15 175V174H14ZM18 175V174H17ZM25 175V174H24ZM31 175V174H30ZM37 175H40V174H37ZM86 175H88V174H86ZM143 175H145V174H143L142 173V175L141 176H143ZM152 175L153 176H155L156 178L155 179H153V177H152ZM225 175V174H224ZM229 175V174H228ZM16 176V175H15ZM15 176H14V178H15ZM19 176V175H18ZM41 176V178H42V176H45V174L44 175H40ZM40 176L38 177V178H40ZM138 176V175H137ZM196 176V175H195ZM17 177V176H16ZM20 177V176H19ZM22 177V176H21ZM25 177V176H24ZM28 177V176H27ZM31 177V176H30ZM53 177V176H52ZM51 177V178H52ZM89 177V176H88ZM94 177V176H93ZM92 177V179H94ZM146 177V176H145ZM247 177V176H246ZM34 178H35V176H34ZM109 178H110V180L113 182V185L111 186L110 185V182H109ZM136 178V177H135ZM159 178H161L162 180H165L167 183L165 184V183H161L162 181H159ZM213 178V179H212ZM220 178V177H219ZM224 178H225V176H224ZM249 178V177H248ZM260 178V177H259ZM29 180H31L32 181V179L31 178H28ZM36 180H37V178H35ZM53 179V178H52ZM51 179V180H52ZM79 179V178H78ZM89 179V178H88ZM133 179V178H132ZM196 179V178H195ZM234 179V178H233ZM236 179H238V178H236ZM243 178H242V176H240V180H242ZM253 179H255V178H253ZM261 179V178H260ZM16 180V179H15ZM18 180V179H17ZM23 180V179H22ZM25 180V179H24ZM28 180V181H29ZM86 180H87V178H86ZM197 180H198V178H197ZM230 180V179H229ZM38 181H40L41 182V180H38ZM82 181V180H81ZM90 181V180H89ZM93 181V180H92ZM248 181H249V179H248ZM264 181V180H263ZM42 182H44V181H42ZM49 182V181H48ZM91 182V181H90ZM133 182V181H132ZM164 182V181H163ZM194 182V181H193ZM230 182H231V180H230ZM251 182V181H250ZM252 182H254V181H252ZM84 183V182H83ZM237 183V182H236ZM18 184V183H17ZM38 184V183H37ZM53 184V183H52ZM257 184V183H256ZM80 185V184H79ZM225 185L226 184H222V186H223V189L224 190H226V188H225ZM246 185V184H245ZM52 186V185H51ZM50 186V187H51ZM238 186V185H237ZM20 187H22V186H20ZM31 187V186H30ZM48 187V186H47ZM50 187L48 188V189H50ZM134 187V186H133ZM132 187V188H133ZM242 185L240 184V189L242 190ZM7 188V189H6ZM18 188H19V186H18ZM26 188V187H25ZM35 188V187H34ZM168 188L170 189V190H172V192L171 193H168ZM245 188V187H244ZM15 189V187L14 188H12V190H14ZM44 189H46V188H44ZM79 189V188H78ZM130 189V188H129ZM127 190V189H126ZM15 191H18V190H15ZM27 191H28V189H27ZM186 191V190H185ZM205 191L206 192H208L209 193V195H207L206 193H205ZM213 191H215L214 189H213ZM245 191H249L248 193H246V194H242V195H240V191L239 192H236V198H237V196H241V197H239V198H237V199H233V198H235V197H233V195H232V197L229 199V197L227 198V199H229L228 200V203H232L233 205H235V206H237L238 207V202H236V201H240L241 203H240V205H239V208L240 209H242V208H247L248 206H249V204L251 203V202H254V203H256V205H255V210H254V212H261L260 211V207L262 206L263 207V209H264V187H262V189L259 187V186H257V185H254V183L253 184H248V186H246V188H245ZM19 192V191H18ZM30 192V191H29ZM40 192V191H39ZM52 192V191H51ZM78 192H79V190H78ZM146 192V191H145ZM229 192H230V190H229ZM229 192H227V193H229ZM15 193V192H14ZM27 193V192H26ZM89 193H91L92 194V196H90L89 195ZM131 193V192H130ZM205 193V194H204ZM216 193V192H215ZM28 195L27 196H30V194L29 193H27ZM52 194V193H51ZM81 194V193H80ZM79 194V195H80ZM83 194V195H84ZM137 194V193H136ZM135 194V195H136ZM187 194V193H186ZM206 195V198H207V201H205L204 199H203V197H204V195ZM224 194H225V192H224ZM3 195V194H2ZM48 195V194H47ZM86 195V194H85ZM129 194H127V196H128ZM218 195V194H217ZM8 196H10V198H12V199H14V195L12 196L11 194H9ZM7 195H6V197L7 198H9ZM74 196L76 197V195L74 194ZM100 196H103V197H101V202H98L97 200H99V197ZM211 196H212V194H211ZM215 196V195H214ZM49 197V196H48ZM72 197H73V194H72ZM78 197V196H77ZM81 197V196H80ZM83 197V196H82ZM136 197V196H135ZM188 197V196H187ZM222 197V196H221ZM3 197H1V195H0V199H2ZM30 198V200H31V197H29ZM137 198H139V197H137ZM185 198H186V196H185ZM189 198V197H188ZM41 199V198H40ZM74 199V198H73ZM85 199V198H84ZM140 199V198H139ZM143 199V198H142ZM187 199V198H186ZM223 199L224 198H218V201H223ZM21 200H22V198H21ZM109 200L111 201V202H109ZM130 200V199H129ZM191 200V199H190ZM224 200H226V199H224ZM81 201V200H80ZM85 201V200H84ZM83 201V202H84ZM138 201V200H137ZM189 201V200H188ZM192 201V200H191ZM218 201H217V205H216V207H219V209H220V206H219V203H218ZM229 201H233V202H229ZM42 202V201H41ZM41 202H39V204L41 203ZM71 202H73V201H71ZM86 202V201H85ZM143 202V201H142ZM146 202V201H145ZM182 202V201H181ZM185 202V201H184ZM183 202V203H184ZM206 202H207V204H206ZM27 203V202H26ZM78 203V202H77ZM122 203H125L124 201L122 202ZM144 203V202H143ZM169 203V202H168ZM172 203V202H171ZM185 203H187V202H185ZM11 204V203H10ZM10 204H9V202H5V203H2L1 205L5 208V210H7L8 209V207L10 206ZM18 204V203H17ZM31 204V203H30ZM86 203H84V205H85ZM110 204V205H109ZM190 204V203H189ZM27 205V204H26ZM72 205V204H71ZM70 205V206H71ZM83 204H82V206H84ZM109 205V206H108ZM139 205V204H138ZM183 204L181 203V206H182ZM229 205V204H228ZM30 206H32V205H30ZM37 206V205H36ZM222 206V205H221ZM227 206V205H226ZM73 207V206H72ZM121 207H122V205H121ZM171 207V206H170ZM24 208H27V207H24ZM84 208H85V206H84ZM115 208V207H114ZM113 208V209H114ZM117 208V207H116ZM137 208V207H136ZM14 209H16L17 211H19L20 209H22V208H20V207H14ZM75 209V208H74ZM186 209V208H185ZM44 210V209H43ZM112 210V209H111ZM119 210V209H118ZM137 210V209H136ZM31 211V210H30ZM30 211H28L27 213H28V215H29V213H31ZM75 210H73V212H74ZM78 211V210H77ZM84 211H86V208L84 209ZM114 211H116V210H114ZM38 212V211H37ZM82 212V211H81ZM98 212V211H97ZM111 212V211H110ZM113 212V211H112ZM141 212V211H140ZM139 212V215H142L141 213ZM170 212V211H169ZM185 212H187L188 213V210L186 211L185 210ZM251 212V211H250ZM26 213V214H27ZM106 213V212H105ZM109 213V212H108ZM114 213V212H113ZM112 213V214H113ZM238 213V212H237ZM93 214V213H92ZM121 214V213H120ZM119 214V215H120ZM124 214V213H123ZM138 214V213H137ZM153 214V213H152ZM151 214V215H152ZM215 214V216L213 217V215ZM99 215V214H98ZM211 215H212V217L213 218H211ZM240 215V214H239ZM78 216V215H77ZM95 217H96V215H94ZM107 216V215H106ZM122 216H124V215H122L121 214V217ZM28 217V216H27ZM94 217V218H95ZM119 217V216H118ZM28 218H30V217H28ZM34 218V217H33ZM97 218V217H96ZM137 218H140V217H137ZM147 218V217H146ZM149 218V217H148ZM256 218V217H255ZM262 218V217H261ZM31 219V218H30ZM100 219V218H99ZM91 220H92V218H91ZM98 220V219H97ZM96 220V221H97ZM102 220H104V219H102ZM108 220V219H107ZM110 220H111V218H110ZM113 220V219H112ZM115 220H117V219H115ZM125 220V219H124ZM30 221H32V220H30ZM89 221V220H88ZM93 221H95V220H92V222ZM95 221V222H96ZM133 221V220H132ZM136 221V220H135ZM139 221V220H138ZM147 221V220H146ZM29 222V219H27V223ZM98 222H99V220H98ZM97 222V223H98ZM109 222V221H108ZM121 222V221H120ZM120 222H119V226H120ZM126 222V221H125ZM231 222V221H230ZM84 223V222H83ZM88 223V222H87ZM117 223H118V221H117ZM117 223H116V225H117ZM123 223V222H122ZM121 223V224H122ZM127 223V222H126ZM172 223H173V221H172ZM182 223V222H181ZM22 224H23V222H22ZM88 224H90V223H88ZM102 224V223H101ZM100 224V225H101ZM106 224V223H105ZM124 224V223H123ZM193 224H195V223H193ZM246 224V222L245 221H243L242 222V225H245ZM42 226L41 227V229L40 230H38V228H35V227H37V226ZM79 225V224H78ZM97 225V224H96ZM95 225V226H96ZM99 225V226H100ZM26 226V227H27ZM81 226V225H80ZM87 226V225H86ZM98 226V225H97ZM108 226H111V224L110 225H108ZM107 226V227H108ZM113 226V225H112ZM124 226L126 227L127 225H125L124 224ZM143 226V225H142ZM192 227V225L190 224V222H188L187 221V223H185V227ZM22 227H24V226H22ZM83 227V226H82ZM102 227V226H101ZM120 227H122V226H120ZM124 227V228H125ZM144 227H145V225H144ZM148 227V226H147ZM151 227V226H150ZM175 227V226H174ZM190 227V228H191ZM110 228V227H109ZM138 228H139V226H138ZM152 228V227H151ZM78 229H80V227L78 228ZM150 229V228H149ZM209 229H211V228H209ZM26 230V229H25ZM38 230V231H37ZM84 230H86V229H84ZM105 230V229H104ZM107 230V229H106ZM216 230V232H217V234L219 233V230L218 229H215ZM214 230V231H215ZM81 231V230H80ZM83 231V230H82ZM93 231V230H92ZM158 231V230H157ZM205 231V230H204ZM203 231V232H204ZM213 231V232H214ZM21 232V231H20ZM37 232V233H36ZM137 232V231H136ZM142 232V231H141ZM149 232V231H148ZM192 232V231H191ZM203 232H202V235H203ZM208 232V231H207ZM209 232H211V231H209ZM212 232V233H213ZM24 233V232H23ZM81 233H84V232H81ZM122 233V232H121ZM124 233H125V231H124ZM175 233H177V232H175ZM193 233V232H192ZM28 234H29V231H28ZM41 234V235H40ZM50 234V233H49ZM79 234V233H78ZM127 234V233H126ZM161 234H162V231H161ZM164 234V233H163ZM205 234V233H204ZM24 235V234H23ZM77 234H75V236H76ZM80 235H82V234H80ZM179 235V234H178ZM201 235V236H202ZM212 236L214 235V234H211ZM25 236V235H24ZM144 236V235H143ZM206 236H207V234H206ZM27 237V236H26ZM81 237V236H80ZM83 237V236H82ZM157 237V236H156ZM155 237V238H156ZM130 238V237H129ZM161 238V237H160ZM169 238V237H168ZM200 238L202 239V237H199V241H201L200 240ZM205 238V237H204ZM209 238V240L208 241H205V242H203V241H201L202 243H203V245L205 246V247H207V246H209V243H210V245L212 246V247H214V248H216V246H217V243H218V238H216V237H209V236H207V239ZM48 239V238H47ZM56 239V238H55ZM78 239V238H77ZM131 239V238H130ZM229 239V238H228ZM26 240V239H25ZM45 240V239H44ZM74 240H76V239H74ZM27 241H29V240H27ZM77 241V240H76ZM76 241H75V244H76ZM130 241V240H129ZM158 242L160 241V240H157ZM167 241H169V239L167 240ZM177 241V240H176ZM199 241L197 240V244L199 243ZM46 242V241H45ZM172 242V241H171ZM174 242V241H173ZM22 243V242H21ZM25 243V242H24ZM44 243V242H43ZM47 243V242H46ZM178 243V242H177ZM256 243H257V241H256ZM145 244V243H144ZM157 244H159V243H157ZM161 244V243H160ZM191 244H193V246L195 247V249H196V238H195V236L193 237V240H192V243ZM201 244V243H200ZM72 245H74V244H72ZM179 245V244H178ZM250 245V244H249ZM21 246V245H20ZM61 246V245H60ZM88 246V245H87ZM164 246H166L165 244H164ZM198 247V249L200 250L199 251V253H200V255L202 256V254L204 253V247L202 246V245H197ZM250 246H253V245H250ZM22 247V246H21ZM62 247V246H61ZM140 247V246H139ZM76 248V247H75ZM143 248V247H142ZM170 248H172V247H170ZM170 248H168V250H170ZM253 248H255V247H253ZM257 248V247H256ZM20 249V248H19ZM73 249V247H71V250ZM76 249H78V248H76ZM162 249V248H161ZM167 249V248H166ZM176 249V248H175ZM206 249V248H205ZM210 249V248H209ZM258 249V248H257ZM4 250V249H3ZM2 249H0V251L2 252L3 251ZM63 250H65V247L63 248ZM146 252H147V249H144ZM159 250V249H158ZM177 250V249H176ZM212 250H214V249H212ZM8 251V250H7ZM50 251H51V249H50ZM61 251V250H60ZM73 251V250H72ZM81 251V250H80ZM160 251V250H159ZM164 251V250H163ZM184 251V250H183ZM182 251V252H183ZM190 251V250H189ZM206 251H207V249H206ZM4 252V251H3ZM13 252V251H12ZM33 252V253H34ZM54 251H52V253H53ZM9 253H11V252H9ZM78 253V252H77ZM80 253V252H79ZM102 253H105V252H102ZM149 253V252H148ZM152 253V252H151ZM150 253V254H151ZM156 253V252H155ZM178 253V252H177ZM179 253H181V252H179ZM178 253V254H179ZM191 253H193V252H191ZM195 253V252H194ZM210 253V252H209ZM12 254V253H11ZM17 254V253H16ZM45 254V253H44ZM56 254V253H55ZM61 254V253H60ZM72 254V253H71ZM82 255H83V253H81ZM166 254V253H165ZM165 254H163V255H165ZM170 254H171V252H170ZM182 254V253H181ZM5 255V254H4ZM6 255H8V254H6ZM33 255H35V253L33 254ZM64 255V254H63ZM78 255V254H77ZM104 255V254H103ZM157 255V254H156ZM167 255V254H166ZM213 255V254H212ZM13 256H14V254H13ZM20 256H21V254H20ZM19 256V257H20ZM23 256V255H22ZM32 256V255H31ZM56 256V255H55ZM55 256H54V258H55ZM65 256V255H64ZM137 256V255H136ZM178 256V255H177ZM189 256V255H188ZM191 256V255H190ZM194 256V255H193ZM6 257V256H5ZM33 257V256H32ZM31 257V258H32ZM48 257V256H47ZM52 257V256H51ZM69 257H70V255H69ZM140 257V256H139ZM165 257V256H164ZM163 257V258H164ZM179 257V256H178ZM203 257V256H202ZM9 257H7V259H8ZM22 258V257H21ZM26 258V257H25ZM28 258V257H27ZM35 259H36V257H34ZM49 258V257H48ZM53 258V257H52ZM56 258L57 259H59V257L58 256H56ZM55 258V259H56ZM104 258H105V255H104ZM151 258H153V257H151ZM158 258V257H157ZM156 258V259H157ZM160 258V257H159ZM162 258V257H161ZM212 258H213V256H212ZM38 259H39V257H38ZM46 259V258H45ZM62 259V258H61ZM64 259H65V257H64ZM66 259H68V257L66 256ZM65 259V260H66ZM81 259H84V258H81ZM100 259H102V256H101V258ZM148 259V258H147ZM205 259H206V257H205ZM209 259V258H208ZM9 260V259H8ZM25 260V259H24ZM24 260H23V262H24ZM31 260V259H30ZM37 260V259H36ZM36 260H34L35 262H33V263H36ZM49 260V259H48ZM51 260V259H50ZM49 260V261H50ZM63 260V259H62ZM144 260V259H143ZM146 260V259H145ZM149 260V259H148ZM154 260V259H153ZM165 259H163V261H164ZM197 259H194V261H196ZM12 261V260H11ZM55 261V260H54ZM69 261V260H68ZM82 261V260H81ZM140 261V260H139ZM147 261V260H146ZM146 261L144 262V263H146ZM156 261V260H155ZM163 261H162V263H163ZM199 261V260H198ZM28 262H29V260H28ZM27 262V263H28ZM80 262V261H79ZM143 262V261H142ZM150 262V261H149ZM175 262V261H174ZM5 263V262H4ZM26 263V264H27ZM60 264H61V261L59 262ZM64 263V262H63ZM62 263V264H63ZM68 263V262H67ZM66 263V264H67ZM73 263V262H72ZM77 263V262H76ZM75 263V264H76ZM81 263V262H80ZM79 263V264H80ZM117 263V262H116ZM148 263V262H147ZM146 263V264H147ZM158 264H159V262H157ZM196 263V262H195ZM199 263L200 264H202V259H200V261H199ZM1 264V263H0ZM32 264V263H31ZM139 264H141V263H139ZM150 264V263H149ZM190 264H191V262H190ZM197 264V263H196ZM214 264V263H213Z\"/></svg>",
  "mask_w": 264,
  "mask_h": 264
},
{
  "label": "water",
  "instance_id": "95a60500",
  "mask_svg": "<svg viewBox=\"0 0 264 264\" xmlns=\"http://www.w3.org/2000/svg\"><path fill=\"white\" fill-rule=\"evenodd\" d=\"M241 156L249 170L264 180V144L252 142L247 144Z\"/></svg>",
  "mask_w": 264,
  "mask_h": 264
},
{
  "label": "flooded vegetation",
  "instance_id": "af4514ba",
  "mask_svg": "<svg viewBox=\"0 0 264 264\" xmlns=\"http://www.w3.org/2000/svg\"><path fill=\"white\" fill-rule=\"evenodd\" d=\"M217 36H218V37L221 36V33L217 34Z\"/></svg>",
  "mask_w": 264,
  "mask_h": 264
}]
</instances>
